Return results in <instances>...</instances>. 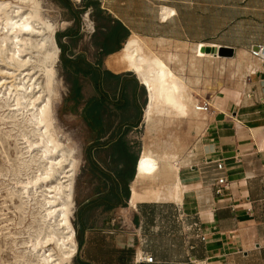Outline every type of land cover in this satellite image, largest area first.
I'll list each match as a JSON object with an SVG mask.
<instances>
[{"label": "crops", "instance_id": "crops-1", "mask_svg": "<svg viewBox=\"0 0 264 264\" xmlns=\"http://www.w3.org/2000/svg\"><path fill=\"white\" fill-rule=\"evenodd\" d=\"M98 4L128 31L126 41L135 34L161 55L174 57L171 68L186 76L190 87L197 86L190 62L200 45L232 50V57L209 58L214 61L208 72L216 66L215 75L232 79L210 84L215 92L209 97L204 93L198 101V105L208 102L207 113L189 119L157 115L162 124L166 119L171 130L156 132L152 145L146 130L150 123L144 118L146 89L132 73L106 68L118 52L98 55L89 41L84 52L62 55L102 75L101 91L92 84L95 95L83 107L85 114L90 111L103 124L96 138L106 142L95 147L108 153L114 167L108 171L92 159L95 170L114 179L123 168L115 153L122 141L134 172L129 196L122 199L124 206L90 208L98 219L81 245L87 263L264 264V63L249 54L251 47L264 45V0H98ZM78 35L63 38L73 40ZM65 48L67 52L69 47ZM105 71L119 78L108 77ZM140 130L141 139H128ZM146 149L160 160V167L153 181L135 185L137 195L132 201L137 163ZM174 163L179 165L177 170L171 166ZM219 178L225 180L221 186L216 185ZM176 182L181 191L178 198L172 193ZM109 183L83 209L107 195ZM157 188L163 191L161 199L149 192ZM104 251L105 262L99 258ZM143 255L153 262L138 263Z\"/></svg>", "mask_w": 264, "mask_h": 264}, {"label": "bare ground", "instance_id": "bare-ground-1", "mask_svg": "<svg viewBox=\"0 0 264 264\" xmlns=\"http://www.w3.org/2000/svg\"><path fill=\"white\" fill-rule=\"evenodd\" d=\"M54 24L45 17L42 0H0V126L9 125L8 131L0 134V145L3 141L13 142L12 169L16 178L13 186L5 187L13 218L0 214V255L9 250L12 264H67L77 252L70 215L78 162L68 139L67 144L60 142L53 115L60 84L55 70L59 49ZM204 47L195 48L190 62L194 73L198 72V63L217 58L202 51ZM174 61L171 56L161 58L132 34L123 49L107 62L106 68L132 73L146 89L147 124L154 114L189 119L200 112L186 79L171 68ZM171 166L177 170L179 165ZM159 167L160 160L150 149L144 150L131 187L132 201L137 195L135 185L153 181ZM21 176L25 179H19ZM172 191L176 198L180 196L178 182ZM149 192L154 199L163 198L161 189ZM26 220L24 230L18 231Z\"/></svg>", "mask_w": 264, "mask_h": 264}, {"label": "rangeland", "instance_id": "rangeland-1", "mask_svg": "<svg viewBox=\"0 0 264 264\" xmlns=\"http://www.w3.org/2000/svg\"><path fill=\"white\" fill-rule=\"evenodd\" d=\"M66 1L69 3L70 9L64 5L62 0H42L44 15L49 21H51V23H55V35L56 33L63 34L67 29L78 28L80 30V34L76 38H73V40L61 38L60 43L64 47H69V50L65 53V55L82 53L84 52V48L88 46L90 35L93 31L92 24L94 22L91 17L89 19L88 15V13H91V9L84 7V0ZM72 13H75L76 15L75 20L73 19ZM153 50L160 57H169V55H161V53L155 48H153ZM60 56L59 49L58 62L55 65V70L58 83L60 84L58 86L57 98L53 103V115L56 119L57 130L61 135V138H59L60 142L62 144H67L66 139H68V146L74 149L75 158L78 162L77 169L74 172L71 190L72 208L70 215V222L75 233L74 238L77 252L71 259L70 263L67 264H80L79 260H77L78 255H80V259L85 262H87V258L84 255V250H79V246L80 244L82 245L86 234H88L87 230L90 228L95 229L94 224L98 219L96 214H93V209L83 211V207L87 201L93 200L96 197V194L104 193L110 184L109 180L105 176L101 175L94 169L88 161V157H92L93 160L97 161L108 171L114 167V163L111 162L112 159L110 160L107 152L99 151L95 147L96 145L106 142H98V139L96 138L99 136L98 131H100L98 130V127H103V124L99 125L97 118H94L95 115L93 116L90 111L85 114V109L83 107L84 103L91 100L95 95V91L92 83L89 81V77L83 78L78 74L70 76L69 73L62 67ZM219 58L220 57H217L216 59ZM191 60L192 56L189 57V61ZM210 61L214 60L209 59L202 64L198 63V72L194 75L197 86L196 88L191 87V96L195 98L197 104L199 100L203 99L204 93H207V97H209V95H212L211 93L215 92L214 88L210 86V84H225L229 81L228 79H232L231 75L228 77L215 75L214 71L218 69L216 66H213V71L210 72L211 74L209 75ZM2 68L7 69V67L3 66ZM198 95L200 96L198 97ZM147 101L149 102L148 93ZM163 119L167 122L165 118ZM161 120L162 118L154 114L146 129L148 133L147 136L149 137L150 144L152 145L156 132L161 131V129H164V131L171 130L170 124L165 122L162 124L160 123ZM0 128H2L0 129L1 134V132L4 133L8 131L9 125L3 124ZM142 134L143 130H140V133H136L128 139L130 141H137V139H141ZM0 137L3 139L2 136ZM13 147L14 145L11 140L3 141V144L0 145V214L5 213L9 218H13V215L11 214L13 209L11 203L5 198V187L7 185L13 186V182L16 179L13 176L12 169V163L15 158V151ZM19 179L23 180L25 178L21 176ZM6 207L9 208V211H7ZM16 222H18V220H16ZM26 223L27 220L21 227L18 228V231H23L24 229H22V227L26 225ZM89 253L91 252L89 251ZM99 258L105 262L106 252L104 251L99 253ZM12 261V256L9 250H6L2 255H0V264L1 262H4L5 264H12Z\"/></svg>", "mask_w": 264, "mask_h": 264}, {"label": "trees", "instance_id": "trees-1", "mask_svg": "<svg viewBox=\"0 0 264 264\" xmlns=\"http://www.w3.org/2000/svg\"><path fill=\"white\" fill-rule=\"evenodd\" d=\"M64 5L70 9V5L66 0H62ZM84 7L91 8L90 17L95 24L94 33L90 37V41L92 46L98 52V55L108 56L119 52L123 49L125 44L127 43L126 39L129 34L128 31L122 26V24L118 21L113 20L109 15L103 12L99 8V4L97 0H84ZM73 19H76L75 13H72ZM79 34V29H67L64 34L56 33V43L60 49V60L62 62V67L66 72L69 73L70 76H74L76 74H81L83 77H89V80L95 86L98 91H101L102 75L98 70L87 71L80 67L82 64L80 60H66L62 57L65 55L67 48H65L61 43L60 39L63 37L72 38ZM126 43L123 45V43ZM123 45V47H122ZM122 48V49H121ZM104 74L108 77H113L118 79V76H114L109 72L105 71ZM103 94V93H101ZM103 96V95H102ZM118 160L120 164L123 165V168L120 171L115 173L114 179H110L104 173L99 172L101 175L105 176L109 181H111V189L107 195L100 196L94 201L90 202L85 206L83 211L90 208H103L105 210L112 209L117 206H124L122 199H127L129 196L128 184L133 179L134 172L131 169L132 158L129 152L121 141L116 149ZM88 161L95 169V163L92 160V157H88ZM82 211V212H83ZM81 249V244L79 246V250ZM77 260H79L80 264H90L80 259V255H78Z\"/></svg>", "mask_w": 264, "mask_h": 264}, {"label": "built area", "instance_id": "built-area-1", "mask_svg": "<svg viewBox=\"0 0 264 264\" xmlns=\"http://www.w3.org/2000/svg\"><path fill=\"white\" fill-rule=\"evenodd\" d=\"M254 47H257V48H254ZM249 54H250L253 58H255V59L261 61L262 63H264V45H256V46L251 47V48L249 49ZM197 110L200 111V112H202V113H207V112L209 111V105H208V102H207V101H203V102H201V103L198 105ZM222 169H223V167H222V163H218V164H217V170H218V171H221ZM224 183H225V180H224L223 178H219V179H217V181H216V185H217V186H221V185H223ZM216 192L219 193L220 190L217 189ZM139 262L152 263V262H153V258H152L151 256H149V255H143V256L141 257L140 261H138V263H139Z\"/></svg>", "mask_w": 264, "mask_h": 264}, {"label": "water", "instance_id": "water-1", "mask_svg": "<svg viewBox=\"0 0 264 264\" xmlns=\"http://www.w3.org/2000/svg\"><path fill=\"white\" fill-rule=\"evenodd\" d=\"M257 48V47H254ZM202 51H205L206 53H211L214 56L217 57H232V50L228 49V48H209V47H205L202 49Z\"/></svg>", "mask_w": 264, "mask_h": 264}]
</instances>
